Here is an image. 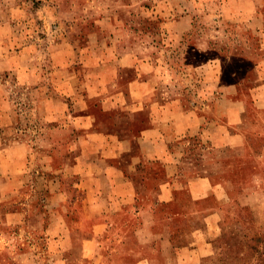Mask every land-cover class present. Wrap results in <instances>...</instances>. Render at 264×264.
<instances>
[{
    "label": "rangeland",
    "instance_id": "1",
    "mask_svg": "<svg viewBox=\"0 0 264 264\" xmlns=\"http://www.w3.org/2000/svg\"><path fill=\"white\" fill-rule=\"evenodd\" d=\"M0 138V264H264V0H0Z\"/></svg>",
    "mask_w": 264,
    "mask_h": 264
},
{
    "label": "crops",
    "instance_id": "2",
    "mask_svg": "<svg viewBox=\"0 0 264 264\" xmlns=\"http://www.w3.org/2000/svg\"><path fill=\"white\" fill-rule=\"evenodd\" d=\"M183 19H181L180 21H182ZM180 21H176V20H171L170 19V23H179ZM194 49V48H193ZM141 67V66H140ZM133 82H143V79L140 76L137 78H135V80ZM90 117L88 118V115L84 117V122H82L81 126H84V131L83 134H85V139L86 140H82L80 142V147H82L83 143H89V144H96V139L102 138V137H107L109 136L114 142L119 143V145L117 146L110 144L108 146L112 147L114 146V148H118L121 147V143L124 142L123 139L119 138L118 135L116 134H108L105 133L103 131V129L101 127H99L97 125V120L96 118H92V114L89 115ZM89 119V120H88ZM140 126H143L146 124V122L144 121H140ZM140 130H142L143 128H138ZM142 132V131H141ZM139 133L140 135L143 134ZM139 135V136H140ZM2 138H0V203L1 205L6 204V203H13V202H17V200H13L12 197H17V191L18 188L16 185V182H20L22 180V173L24 170H20L22 167L25 168L27 166V156H28V146L26 145L27 142L20 140V141H3L5 143L2 142ZM98 142H102V140H97ZM7 142V143H6ZM130 142V141H129ZM131 143V142H130ZM15 144H17V147L15 146ZM76 144V143H75ZM159 144V143H158ZM157 144V145H158ZM95 148H98V146H95ZM23 149V152L19 151V155L20 156H16V150H20ZM73 149H75V146L73 147ZM94 149V148H93ZM119 151H122L119 148ZM124 152V151H123ZM93 153V152H92ZM97 157V156H96ZM77 159H81V156L79 154V156L77 155L76 157ZM98 160H101V158H99ZM97 162V161H95ZM91 164H95L93 163V161L89 162V167H91ZM111 168H113L114 171H116L115 173L112 172L111 174L108 175H103L105 177V179L107 181L110 182V184L112 183H117L120 184L123 180L130 182V184H132V177L125 174L121 167L119 166V161L116 160L115 163H112ZM89 175H93V178L95 179V175L96 174H89ZM102 177V176H100ZM91 179V178H90ZM132 181V182H131ZM22 186V183L19 184L18 187ZM132 187V186H131ZM90 189L86 190L87 195H89ZM132 191L134 192L135 189L132 188ZM9 206L5 207V210H8ZM1 210V208H0Z\"/></svg>",
    "mask_w": 264,
    "mask_h": 264
}]
</instances>
